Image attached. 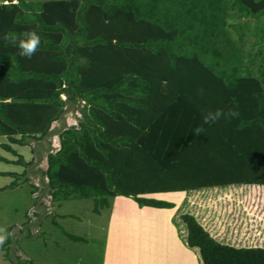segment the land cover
I'll use <instances>...</instances> for the list:
<instances>
[{
  "label": "trees",
  "instance_id": "obj_1",
  "mask_svg": "<svg viewBox=\"0 0 264 264\" xmlns=\"http://www.w3.org/2000/svg\"><path fill=\"white\" fill-rule=\"evenodd\" d=\"M27 31L40 37L31 58L11 40ZM73 105L76 126L52 130ZM216 110L238 115L204 123ZM0 136L23 167L0 172L14 177L5 188L27 183L30 165L10 144L34 143L36 154L44 143L41 192L51 202L90 199L96 215L115 197L170 210L147 195L185 192L171 223L197 261L264 264V213L242 223L255 222L262 239L240 246L257 248L223 244L198 215L178 219L187 194L264 198V0L0 3ZM55 217L68 240L85 242Z\"/></svg>",
  "mask_w": 264,
  "mask_h": 264
},
{
  "label": "rangeland",
  "instance_id": "obj_2",
  "mask_svg": "<svg viewBox=\"0 0 264 264\" xmlns=\"http://www.w3.org/2000/svg\"><path fill=\"white\" fill-rule=\"evenodd\" d=\"M78 117L76 105L70 106L63 115V122H53L50 128L76 126ZM2 143H7V140L0 136V145ZM48 143L50 152L59 149L57 135H51ZM10 147L30 165L26 169L27 183L0 190V264H201L184 248L181 240L178 241L174 229L173 234L169 210L140 208L130 198L124 197L110 199L109 208L99 215L92 213L90 199L68 200L59 204L51 202L41 192L40 172L46 168L43 150L46 144L42 143L36 154L31 151L34 143L29 146L10 144ZM0 157L7 160H0V172L20 174L23 171L22 166L9 161H15L17 157L1 147ZM12 180L14 177L0 176V189ZM147 197L175 204L179 196L166 193ZM187 199L186 204L182 203L178 219L182 214L198 215L199 221L213 235H219L221 242H225L223 244L253 248L256 246L240 245L254 244L262 239L255 222L242 223L248 218L255 220L264 213V198H240L232 193L212 196V191L207 190L205 197L192 200L187 194ZM52 215L57 216L54 220L65 231L84 238L85 242L68 240L51 223ZM27 222L31 237L26 239L22 236L26 233L23 224Z\"/></svg>",
  "mask_w": 264,
  "mask_h": 264
},
{
  "label": "clouds",
  "instance_id": "obj_3",
  "mask_svg": "<svg viewBox=\"0 0 264 264\" xmlns=\"http://www.w3.org/2000/svg\"><path fill=\"white\" fill-rule=\"evenodd\" d=\"M0 3H7V0H0ZM11 40L15 42L16 47L18 48V55L25 58H31L33 53L37 51V47L40 43V37L34 31H27L20 34L19 37L13 35ZM222 115L220 110L208 111L203 116L204 123L215 122ZM237 112L229 110L227 113H224L225 118L227 117H236ZM198 131V129H197Z\"/></svg>",
  "mask_w": 264,
  "mask_h": 264
},
{
  "label": "crops",
  "instance_id": "obj_4",
  "mask_svg": "<svg viewBox=\"0 0 264 264\" xmlns=\"http://www.w3.org/2000/svg\"><path fill=\"white\" fill-rule=\"evenodd\" d=\"M13 3H15V1H13L12 2V4ZM224 113H226V112H223V114H222V119H223V125H224V123H225V116H224ZM9 161H12V160H9ZM6 186H4L3 188H1L0 190H7V188H5ZM171 194V193H170ZM172 194H176V195H178L179 197H178V200L175 202V204H174V208H172V209H170L169 210V216H168V219H169V221H170V223H171V217H172V215H173V213L175 212V210L177 209V207L180 205V203L182 202V200H183V198H184V196H185V192H175V193H172ZM155 195V194H154ZM173 228H172V232H173V234H174V231H175V235H176V238L178 239V237H177V234H176V230H175V228H174V226H172ZM173 229H174V231H173ZM178 241H179V239H178ZM187 250V249H186ZM190 252V251H189ZM199 255V254H198ZM201 261V260H200ZM202 264V263H201Z\"/></svg>",
  "mask_w": 264,
  "mask_h": 264
},
{
  "label": "bare ground",
  "instance_id": "obj_5",
  "mask_svg": "<svg viewBox=\"0 0 264 264\" xmlns=\"http://www.w3.org/2000/svg\"><path fill=\"white\" fill-rule=\"evenodd\" d=\"M188 259V258H187ZM191 263V262H190Z\"/></svg>",
  "mask_w": 264,
  "mask_h": 264
}]
</instances>
